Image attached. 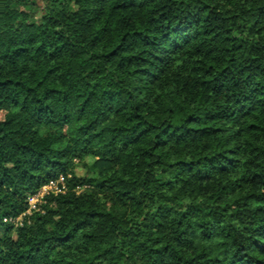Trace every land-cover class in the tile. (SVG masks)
<instances>
[{
	"label": "trees",
	"instance_id": "trees-1",
	"mask_svg": "<svg viewBox=\"0 0 264 264\" xmlns=\"http://www.w3.org/2000/svg\"><path fill=\"white\" fill-rule=\"evenodd\" d=\"M26 2L0 0V264H264V0Z\"/></svg>",
	"mask_w": 264,
	"mask_h": 264
},
{
	"label": "built area",
	"instance_id": "built-area-1",
	"mask_svg": "<svg viewBox=\"0 0 264 264\" xmlns=\"http://www.w3.org/2000/svg\"><path fill=\"white\" fill-rule=\"evenodd\" d=\"M89 186H78L76 188L77 193H82L88 189ZM67 191V178L60 176L58 179L51 180L46 185L42 186L35 194L28 197L29 208L28 210L17 217L4 218V222L10 224L15 230L23 228L29 225L31 218L35 214L45 213L43 205L46 204V198L50 195H59Z\"/></svg>",
	"mask_w": 264,
	"mask_h": 264
},
{
	"label": "rangeland",
	"instance_id": "rangeland-1",
	"mask_svg": "<svg viewBox=\"0 0 264 264\" xmlns=\"http://www.w3.org/2000/svg\"><path fill=\"white\" fill-rule=\"evenodd\" d=\"M26 4L21 6L23 10H26L31 14L35 22H39L42 16V10L46 4V0H26ZM94 158H87L85 161H76V173L78 176H88L90 174V165L94 162ZM46 205V204H44ZM43 205V206H44ZM15 237L16 234L14 233Z\"/></svg>",
	"mask_w": 264,
	"mask_h": 264
}]
</instances>
